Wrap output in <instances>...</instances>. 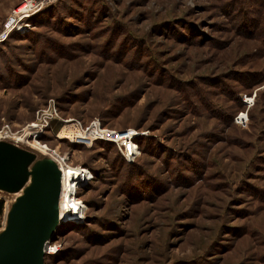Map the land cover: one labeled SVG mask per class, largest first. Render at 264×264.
I'll use <instances>...</instances> for the list:
<instances>
[{
	"label": "rangeland",
	"instance_id": "374dc122",
	"mask_svg": "<svg viewBox=\"0 0 264 264\" xmlns=\"http://www.w3.org/2000/svg\"><path fill=\"white\" fill-rule=\"evenodd\" d=\"M24 1L0 0V32ZM253 1L57 0L0 45L4 142L93 176L45 264H264V9ZM75 120L142 133L133 162L109 141L55 137ZM15 196L0 190V233Z\"/></svg>",
	"mask_w": 264,
	"mask_h": 264
},
{
	"label": "water",
	"instance_id": "95a60500",
	"mask_svg": "<svg viewBox=\"0 0 264 264\" xmlns=\"http://www.w3.org/2000/svg\"><path fill=\"white\" fill-rule=\"evenodd\" d=\"M0 190H23L0 233V264H45V245L60 221L59 167L49 158L37 160L35 153L1 141Z\"/></svg>",
	"mask_w": 264,
	"mask_h": 264
},
{
	"label": "built area",
	"instance_id": "2783aa9c",
	"mask_svg": "<svg viewBox=\"0 0 264 264\" xmlns=\"http://www.w3.org/2000/svg\"><path fill=\"white\" fill-rule=\"evenodd\" d=\"M56 1L57 0H25L23 6H25L26 8L24 7L25 9L21 12H18L21 7L18 9H15L12 12L10 18L5 23L3 31L0 32V45L4 44L9 39V37L11 36L12 33L19 32V31L21 32V31L26 30V27L23 26L25 19H28L29 17H31L32 15H34L36 13L45 11L46 9L51 7L53 4H55ZM250 100L251 99L245 98L244 102L247 104H251V102H249ZM50 114H52V113H50ZM242 115L243 114L238 116L236 119V121L239 124H243L244 122L247 121V115H244V116H242ZM45 123L48 125L49 121H46ZM62 129H65L70 133L72 139H68L66 141L73 143V140H75L76 143H73V144L91 147L96 142H107V141H109L108 143H113L116 145V147L120 151V154L122 155V157L130 163L133 162L135 156L137 155V153L139 151V144L137 143V138L139 136L143 135L142 133H137L135 130H129V131L124 132V133H127L128 135L120 136L118 134H124V133H118V132L112 131L110 129L103 128L98 121L92 122L89 126H83L82 123L75 120V121L69 122V124H67V126H64L63 128L59 129L56 133H54V135L57 139H58L57 134ZM10 134H12L10 126L4 124L0 128V142L5 141L7 138H9ZM145 136H146V134H145ZM97 138L104 140V141H95L94 142V140ZM19 142H22V141H19ZM13 143H15V145H18L17 141H15ZM133 143H135V146H136L135 149L132 148V145H134ZM48 151H50V150L46 149V152H48ZM50 154L52 155L51 159L58 165V167L60 168V170L62 171V174H63L61 198H62V195H64L67 190H71V194H72L71 200L73 199V201H75V200L78 201L77 192H78L80 186L83 183H85L86 181H89L93 176L91 175V173H89L87 178L83 180L82 184H79L76 181H74V183L71 184L72 188L68 187L66 185L67 181H65V179H64V172H63L64 168L67 169L69 167L66 164V159H63L59 155V153L56 151L51 152ZM87 170L89 171V169H87ZM74 186H75V188H74ZM61 205H62V199H60V210H61ZM79 210H80L79 208L76 209V211H79ZM60 213H61V211H60ZM74 214H76V213H74ZM81 215L82 214H80V218H81ZM67 219L69 221H74L73 214H72V216L70 215V217H67ZM55 232H56V230H55ZM55 232H54V234H55Z\"/></svg>",
	"mask_w": 264,
	"mask_h": 264
},
{
	"label": "bare ground",
	"instance_id": "6f19581e",
	"mask_svg": "<svg viewBox=\"0 0 264 264\" xmlns=\"http://www.w3.org/2000/svg\"><path fill=\"white\" fill-rule=\"evenodd\" d=\"M25 6L21 7L20 10L18 12H21L23 11L25 8ZM244 116V114L242 115ZM32 128H30V132H27V133H31L32 134H35L37 131H36V128H38V126L36 124H33L32 126H30ZM29 129V127H28ZM29 135V134H28ZM120 136L122 135H128L127 133L125 134H118ZM36 137V136H35ZM58 139L60 140H68V139H72L70 133L65 130V129H62L58 135H57ZM38 140V139H37ZM98 140L99 141V138L95 139L94 142ZM103 141V140H102ZM73 143H76L75 140H73ZM134 145H132V148H136L135 146V143H133ZM34 149H37L39 151H42L45 153V150L47 148L45 147H42L41 146V143H34L31 145ZM39 160V159H38ZM58 166V165H57ZM60 169V168H59ZM61 171V170H60ZM64 172V179L65 181H67V186L72 188V183H74V181H76L77 183L79 184H82L83 180L87 178V176L89 175L88 173V170L86 169V167H76V168H71V167H68L67 169L64 168L63 170ZM61 174H62V171H61ZM88 174V175H87ZM30 183V181L28 182V184L26 186H28ZM75 188V186H74ZM16 196L13 198V204L16 202V199L21 197L23 195V190H21L20 192L18 193H15ZM71 197H72V194H71V190H67L65 192L64 195H62V205H61V215H60V223L58 224L61 225V223H65V222H73V221H69L67 219V217H70V215L74 216V221H78V217L80 215V212L83 210V203L80 202L79 200L78 201H73V199L71 200ZM71 203V204H70ZM12 204V205H13ZM72 205V206H71ZM80 209L79 211H76V209ZM76 213V214H74ZM64 214V215H63ZM49 249L51 250L52 247H51V243H50V240L46 243L45 245V248H44V253H45V256H46V253L47 255L50 253H48Z\"/></svg>",
	"mask_w": 264,
	"mask_h": 264
},
{
	"label": "trees",
	"instance_id": "16d2710c",
	"mask_svg": "<svg viewBox=\"0 0 264 264\" xmlns=\"http://www.w3.org/2000/svg\"><path fill=\"white\" fill-rule=\"evenodd\" d=\"M253 3H255V4H257V5H259L262 9H264V1H261V0H257V1H253ZM262 33H263V35H264V26L262 27V30H260ZM12 37V36H11ZM262 39H263V42H264V36H262L261 37ZM3 45V44H2ZM1 45V46H2ZM263 46H264V43H263ZM138 141V144H139V148H140V142H141V140L139 139V140H137ZM96 143H98V142H96ZM95 143V144H96ZM108 143V142H107ZM111 144V143H110ZM115 145V144H114ZM116 146V145H115ZM2 210H3V202L2 201H0V215L2 214Z\"/></svg>",
	"mask_w": 264,
	"mask_h": 264
}]
</instances>
